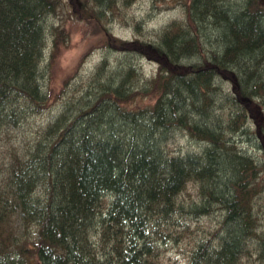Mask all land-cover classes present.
<instances>
[{
  "label": "trees",
  "instance_id": "16d2710c",
  "mask_svg": "<svg viewBox=\"0 0 264 264\" xmlns=\"http://www.w3.org/2000/svg\"><path fill=\"white\" fill-rule=\"evenodd\" d=\"M116 2L0 0V126L58 102L7 159L0 264H159V241L186 218L215 211L219 220L195 242L189 264H264L256 204L264 161L232 150L228 139L252 119L264 156V3L182 0L184 18L145 40L111 34L105 23ZM61 4L78 19L89 12L104 30L101 46L144 56L154 72L140 76L126 64L107 73L101 58L90 73L92 90L65 93L69 75L54 91L48 67L66 32L48 30L43 64L40 18ZM204 27L213 30L207 48ZM191 55L198 59L182 60ZM218 78L230 83L220 95ZM175 128L204 145L168 149ZM191 181L196 199L181 196Z\"/></svg>",
  "mask_w": 264,
  "mask_h": 264
},
{
  "label": "rangeland",
  "instance_id": "374dc122",
  "mask_svg": "<svg viewBox=\"0 0 264 264\" xmlns=\"http://www.w3.org/2000/svg\"><path fill=\"white\" fill-rule=\"evenodd\" d=\"M224 1L234 7L235 4H241L243 0ZM108 14L109 17L105 26L112 35L123 39L137 37L145 40H153L156 33L170 20L184 18V5L182 0H118L115 8ZM88 15L89 12L86 13L85 17L80 19L70 16L66 6L61 4L54 11L40 18L45 35L47 33V46L44 52L43 64H46L50 45L51 36L48 30L52 26H60L66 32L67 41L60 42L57 45L58 50L48 67L51 76V87L54 91L59 87L63 78L69 75L71 77L68 82L71 85L67 84L65 86V93H72L81 87L92 90L93 86L96 87V82L93 81L90 73L94 65L101 58H104L106 61L105 70L107 73L126 64H134L139 69L138 74L140 76H149L154 72L155 63L144 56L138 57L134 53H125L101 46L100 40L103 38L104 30L96 27L94 19L92 16L88 17ZM204 31L207 36L203 39L206 40L204 44L207 48L210 47L207 39L209 38L210 40L211 36L209 33H213V30L204 27ZM197 59V55H191L182 60L192 62ZM112 76H114V72ZM75 77L77 78L76 82H74ZM135 78L130 75L129 82L134 84L137 80ZM217 83L219 86L218 95L223 91L226 92L230 88V83L226 79L218 78ZM73 85L75 86L74 88H72ZM57 103L56 101V104H52L40 113H30L28 116L21 118L17 125L4 124L0 126V179L7 170L9 154L17 150V147L20 146V142L23 139H32L34 130L38 124L56 112ZM216 104L221 105L219 102ZM214 112L217 114L218 108L208 111L205 116L206 119H204L212 121V114ZM259 118L262 119V124L264 125V113ZM243 128L239 132L230 134V137L228 136L231 149L243 152L259 163L264 161L262 150L259 148L257 142L254 121L248 119ZM203 145V142L191 138L185 130H179L177 128H175L166 144L168 149L180 152H196ZM225 159L228 162V156L226 154ZM261 173L264 175V168ZM181 196L196 199L199 196L198 185L195 182H189L181 192ZM256 196V204L260 206L258 207L260 225H264V184ZM219 217L220 214L215 211L209 215H202L197 218H186L183 227L177 225L174 229V236H168L165 240H161L158 243L159 264H189V254L195 242L207 235L214 228ZM95 238V236H91V240ZM247 263L253 264L251 260Z\"/></svg>",
  "mask_w": 264,
  "mask_h": 264
},
{
  "label": "water",
  "instance_id": "95a60500",
  "mask_svg": "<svg viewBox=\"0 0 264 264\" xmlns=\"http://www.w3.org/2000/svg\"><path fill=\"white\" fill-rule=\"evenodd\" d=\"M260 3H264V0H258Z\"/></svg>",
  "mask_w": 264,
  "mask_h": 264
}]
</instances>
